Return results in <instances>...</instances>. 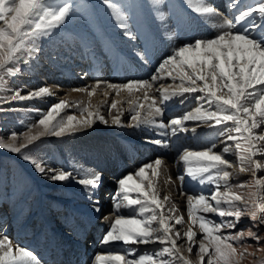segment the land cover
Segmentation results:
<instances>
[{
  "label": "snow or ice",
  "instance_id": "snow-or-ice-1",
  "mask_svg": "<svg viewBox=\"0 0 264 264\" xmlns=\"http://www.w3.org/2000/svg\"><path fill=\"white\" fill-rule=\"evenodd\" d=\"M102 3L120 36L133 43L134 54L145 64L161 44L169 45L155 72L149 79H131L125 83L97 79L92 85L73 88V92L86 94L87 102L58 100L40 112L39 119L26 126L27 131L0 137V150L19 155L52 182L73 180L88 194L93 211L100 214L102 207L97 190L103 180L102 172L77 166L74 174L73 170L53 168L48 158H38L30 153V148L42 138L75 135L98 121L108 125L109 118L102 112L105 106L111 124L124 126L123 103H127L130 113L128 126L157 129L156 135L161 138H146V142L160 148L172 147L171 139L180 133L199 136L198 129L206 126L213 137L222 138L219 148L214 139L207 137L198 144L199 150L177 147L176 165L183 167L176 180L180 182V195L186 196V230L177 227L186 223L184 214L171 196L162 194L158 188L161 176L166 177V184H175L165 171L163 158L158 156L116 181L112 214L102 216L108 229L101 243L121 242L125 250L97 254L95 264H242L247 256L254 255L249 251V241L261 245L256 251L264 252L261 234L264 176L258 175L264 170L261 159L264 158V0L246 4L242 0H228L227 17L209 0H181L179 6L171 0H102ZM75 7L72 0L58 3L0 0V90L6 78L14 79L21 73V64L27 65L37 58L40 41L61 28ZM145 12L148 25L141 23ZM198 28L207 29L211 35H193ZM181 32L187 38L174 44ZM97 39L102 40L105 54L115 52L112 38ZM79 45L85 55L93 52L88 37H81ZM169 78L179 83L167 87L161 84L154 89L157 81ZM102 87L106 99L93 105L92 97ZM22 91L12 90L8 101L55 95L47 86L30 90L26 95ZM122 92H127L128 97L112 98L108 102L112 93L120 97ZM187 96H194L196 108L167 123L158 121L169 102L180 98V103H184ZM69 108L77 109L80 115L61 116ZM187 122L194 124L189 127ZM229 155L235 156V162L227 158ZM242 173H250L252 180L231 183ZM186 177L200 185H211V190L195 195L185 193ZM245 187L250 189L247 194L236 191ZM122 209L133 210L135 214H121ZM209 214L217 216L219 222ZM245 216L250 225L233 232ZM181 240L184 243H178ZM149 243H158L161 247L143 254H138L133 247ZM194 247L196 260L190 258ZM0 264H40V261L33 251L13 245L5 235L0 237Z\"/></svg>",
  "mask_w": 264,
  "mask_h": 264
},
{
  "label": "rangeland",
  "instance_id": "rangeland-1",
  "mask_svg": "<svg viewBox=\"0 0 264 264\" xmlns=\"http://www.w3.org/2000/svg\"><path fill=\"white\" fill-rule=\"evenodd\" d=\"M223 1H224V5L222 4ZM226 1L227 0H209V2L212 3L213 5L214 4L223 5V7H219V8H221L220 10L224 12L225 10L229 11V9L227 8ZM53 2L58 3L59 0H53ZM171 2L173 3V0H171ZM72 3L76 5V7L74 8L72 15L68 18L67 22L61 28L57 29L50 37L40 41L39 44L40 51L37 55V58L31 60L27 65L21 64L20 66L22 68V71L14 79L6 78L5 86L2 90H0V101H2L0 102V108L4 109L3 111H0V137L6 138L11 132H16L19 134L24 131H27L26 126L35 123L39 119L40 112L46 111L51 104L58 102L59 95H57V93L59 92H56V94L52 96L53 100L48 104L46 109H43L41 107L43 98L24 100V101H14V102L8 101V98L12 95V90L23 89L21 94L26 95L28 91L37 89L42 86L41 85L42 82L40 80H42L43 78L46 79L50 78L47 77L46 73L48 71H53L54 68L53 65H51L48 62L47 56L49 55L53 56L54 53L60 52L61 50H59L58 47L67 45L70 41H72L71 44H73L72 48L74 49L75 46V49H77L78 47H80L79 45L80 38L84 36L88 37L89 40L92 41L93 43L94 42L98 43L100 39H97V37H104V30L102 28V26L104 25H107V29L108 30L110 29V32L116 34L119 33V30L117 29L115 23L113 22L112 19H110L111 17L109 15V11L106 8V6L102 3V0H72ZM242 3L244 4L253 3V0H242ZM177 4L179 6L181 4V0H176V5ZM166 10L167 9H165V11ZM144 14L147 13L145 12ZM227 16L229 15H226V17ZM145 21L144 22L141 21V23H148V20ZM69 28H73L72 30L76 31L77 33H75V35H73V33L71 34ZM192 34L193 35L195 34V36L211 35V33L204 28H198ZM68 36L70 37L67 38ZM185 37H187L186 34L181 32L178 34V39L174 40L173 43L174 44L179 43L180 41L185 40ZM56 41L60 42V44L57 46L54 45ZM138 43L139 42H137V44ZM128 45L130 47L132 46L131 50H127L128 53H131V56H129L128 53H124L125 58L128 59V61H130V65H134V60H137L136 59L137 56L134 54L133 51L134 45L130 41L127 42L126 47H129ZM123 46L124 45H122L120 48H123ZM50 47L54 48V50H51ZM168 48H169L168 44H161L158 50H156L152 55V58L147 63V66L144 62H142L141 64L139 63L140 64L139 66L142 67L143 70L140 69L141 71L139 70L140 72H137L132 77L128 76L127 80L121 77V80H113V83H125L131 79H149L150 76L155 72V68L157 66L153 64V62L158 64L159 59L163 58V56L167 53ZM102 50L100 49L99 51ZM54 57L57 56L54 55ZM102 57L103 56L99 58L101 59V63L99 64L100 67H103L105 65L104 63L106 62V60L103 59ZM85 70L87 69L84 68V71ZM124 72L125 71H123L122 73ZM147 73L148 75L146 76ZM76 74L79 76L81 75L79 71ZM141 75H144L143 78L140 77ZM97 79L112 82L111 80H109L110 78L105 76V74L96 78H93L92 76L89 75L84 76V80L87 81V83L89 84H91V82L95 83ZM77 82L79 83V81ZM178 83L179 81L173 82L169 78L166 81L165 80L162 82L157 81L156 84L154 85V88H159L161 84L167 87L169 85L175 86V84ZM65 86L66 85H64V87ZM76 86L77 85L75 86L67 85V87L69 88L71 87L75 88ZM122 93L120 97L117 98L115 97V98L121 99L127 96V94L126 95L124 94L126 92H122ZM60 95H61L60 97H62V95L64 96L66 95V93L62 92ZM156 95L158 96V93ZM108 102L110 103L111 99H109ZM197 106L198 103L195 100L194 96H187V98L184 99V103H180V98H175L173 101H171L168 104L166 110L167 115L164 117L163 121L164 123H167L170 119L174 118L175 116L183 115L184 112L191 111ZM11 109H14V111ZM74 114L79 115V112H75ZM104 115L106 116L107 114ZM129 121L130 118H128L126 121H123L124 126H118L119 128L122 129V131L121 130L119 132L114 131V135H120L118 136L120 137V139L117 140V142H114L113 145L116 146V144H118L119 148L117 147L118 148L117 150L118 151L121 150L124 153L129 151L127 149L129 148V146L126 145L127 140L125 141V139L123 138L132 137L133 139H137L136 141L139 140L138 142L140 143L146 142V138H151L147 136H135L128 133V130H130L128 129L129 127L128 125L130 123ZM110 123L111 121L109 122V124ZM187 123L189 127L193 126L194 124V122H187ZM110 132L112 133L113 131L110 129L109 133ZM198 132L200 133L199 136H193L191 133H180L176 137H173L171 139L170 143L172 144V147L169 148L170 155L168 158L167 157L165 158L164 156L162 157L164 158V162L166 164V165L164 164L165 166H169L171 164L175 166L174 171H171L170 175L172 179L175 181L176 186L175 185L172 186L174 188V191L171 192V187L168 188L170 184L165 183L166 178H163V176H161L160 178L164 179L165 187L162 184L161 187L160 185H158V187L163 188V190L159 188L162 194H169L170 196H172L171 200L177 204L181 213L184 214V219L186 222L184 225H186V227L188 226L186 196L180 195V191H181L180 182L176 180V177L179 174H181L183 167L182 164H180L179 166L176 165L177 156H178L177 147L189 146L193 150H199L198 144L201 143L205 137H207L208 139H214L219 148L221 146L220 140L222 139L219 137H213L212 133L208 130L206 126H202L200 129H198ZM106 133L107 135L109 134L108 132ZM112 136H110V138ZM53 137L54 136L42 138V140L39 143H37L35 146L30 148V153L37 156L38 158H44V157L48 158L49 163L53 168L73 170L74 174L77 166H80L84 170L89 169L93 171L96 170L102 172L103 180L100 188L97 190V195L100 199V203L103 196L105 197L104 200H106L105 202L106 204L103 205V207L106 206V214L111 215L114 204L113 196L117 191V183H115L112 189H110L109 192H106V194H104V187H103L104 184H107L110 178L114 179L116 182L118 179H120L123 176V174L126 175L129 172H135V170L128 172L125 169L126 168L125 165L122 170L120 166L114 167L113 169L111 167H110L111 169L104 167V168H100L99 170L97 169V167H95V164L93 165V161H92L93 159L92 157L90 158L91 155H89L85 149L84 150L82 149L84 147L82 148L79 147V144L81 143L79 138H76L71 135L62 138H57V137L53 138ZM152 139H156V138H152ZM177 143H180V145L177 146ZM137 151H140L138 147L134 149V152ZM144 152H145L144 150L140 151L141 154L143 153L142 155H145ZM124 153L120 155L121 157L118 156V158L119 159L125 158ZM111 154L110 157L113 155ZM157 157L158 156L153 157L151 161H153ZM227 158L235 162L234 155H229ZM261 159L262 161H264V158ZM89 161L92 162L90 163ZM114 161H117V157ZM128 161L130 160L128 159ZM140 161H142V159L141 160L140 158L137 159V163H140ZM123 162L127 163L125 161ZM144 163H149V160L142 161L138 167H140ZM117 174L119 175V177ZM258 175L264 176V170L259 172ZM251 180H252V176L250 173H242L238 177L233 178L231 183L236 184L240 182H250ZM210 190H211V185H207V184L200 185L190 180L187 177L185 178L183 191L187 194L195 195L201 192L208 193ZM236 191L247 194L250 191V189L245 187L243 189H236ZM251 191H255V189H251ZM133 196H135V194H133ZM86 200H88V194L84 191L82 186L75 183L73 180H69L64 183L52 182L39 175L34 170V167L30 163L24 161L19 155L12 154L8 151L0 150V212L2 211L0 213V216L1 215L2 217L4 216L2 218V222L0 223V237L5 236L6 234L10 239H12L15 235H17V237H19L20 240L13 241L12 239L11 241L13 245L20 246L18 242L19 241L24 242L25 241L24 239L25 238L27 239L29 237L32 240L31 242L34 244V242H36L37 239L40 240L43 237V235H44V241L46 240V242L47 241L50 242V240L52 239L51 237H55V236L57 240V236H58L59 240L63 239L66 242L68 241L69 245L77 244L78 242H75V239H78L79 237L75 236L77 235L76 233L80 232V230H82V228L85 227L84 222L87 223L88 221L89 223L91 221V219L94 217L93 214L95 213L94 211H93L94 213L92 211H89V209L93 210V208H91L93 207V204L92 202L87 204ZM121 214L133 215L135 214V212L130 209H122ZM75 215L78 217H76ZM209 215L210 218L217 220V222H219V218L217 216L213 214H209ZM93 221L94 222L97 221V224L96 226L90 225V232L92 234H88V235L86 234L87 236L86 239H88L86 240V243L92 241L89 239L92 238L91 236H93L94 233L96 234L98 233L97 235H99L100 237H98L95 246L96 249L99 251V254H106V252L108 253L115 251L123 252L125 250V247L122 245L121 242H112L107 245L102 244L101 243L102 236L107 231L108 225L107 224L101 225L102 232L100 231L98 232L97 230H95V228L96 229L99 228V224L101 223V221H103L102 217L100 218L96 217V219H94ZM69 222H72L73 224L71 225V228L68 227ZM10 223H11L10 226L11 228L9 227ZM249 225H250V221L248 217L245 216L241 219V221L237 225V229H234L232 231L235 232L238 229L247 228ZM8 227L10 228L11 232L13 231L12 237L9 234L10 231ZM196 230L198 231V229ZM54 234L56 235L54 236ZM261 234L264 235V230H262ZM69 239L70 241L73 240V242L72 243L69 242ZM197 239H199V234ZM56 240L55 241L53 240L51 242H56ZM178 243H184V241L181 240L178 241ZM248 243L251 244V248L249 249V251L254 252V255L247 256L242 261V264H264V252L256 251V249L259 248L261 245H257L253 241H249ZM24 247L34 252V250L31 248L30 245L28 247L27 246ZM133 247L136 249L138 254H143L146 252L153 253L156 250H158L161 246L158 243H149V244L133 245ZM73 248H77V246L71 247V250ZM195 253H196V248L194 247L193 253L190 254V258L192 260L197 259ZM39 255L40 254H37L36 256ZM89 257L90 260L85 261L83 264H95V261L93 259L94 258L93 254L88 256L87 259H89ZM39 261L40 264H42L43 258L40 257ZM56 263L57 260L52 259L51 262L47 264H56Z\"/></svg>",
  "mask_w": 264,
  "mask_h": 264
},
{
  "label": "bare ground",
  "instance_id": "bare-ground-1",
  "mask_svg": "<svg viewBox=\"0 0 264 264\" xmlns=\"http://www.w3.org/2000/svg\"><path fill=\"white\" fill-rule=\"evenodd\" d=\"M173 3L176 4V0H173ZM222 4L224 5V1L222 2ZM223 5L214 4V6L218 10H220L221 8H219V7H223ZM220 13L223 16L225 15V17H226V15H228L229 11L225 10V12L222 11ZM143 20L144 21L148 20V23H143L144 25L149 24V18L147 16V14H144L141 16V21L144 22ZM145 22H147V21H145ZM102 28L104 30V36H106V37L110 36V38H112L114 40V44H115V52L114 53L110 52L108 54H105L103 42H102V40H100L98 43L92 42L93 52L85 55V52L83 49H81V47H78L77 49H75V46H74V49H73L72 48L73 44H71L72 41L68 40L70 42L67 45L58 47L59 50H61L60 52L54 53L53 56L52 55L47 56L48 57L47 60L51 65H53L54 70L48 71L46 73L47 77H50V78L49 79L43 78L42 80H40L42 82L41 85L49 87L53 92H55V94H56V92H59V93H57V95H59V100L60 99H67L70 102H77V101L87 102L88 97L86 94L79 93V92H73L71 90L74 87H71V88L67 87V85H72V86L77 85L78 87H83L85 85L94 84L92 82H91V84L87 83V81L84 80V76L89 75V76H92L93 78H96L98 76L100 77L103 74V71L105 69V74H108L105 76L110 77L109 80H111L113 82V80H121V77H123L124 75H127L126 76L127 78H128V76L132 77L137 72H140L141 70H143L142 67L139 66L142 63V61L138 57L136 58L137 60H134V65H130V61H128V59L125 58L124 53H128L127 50L132 49V46L130 47L128 45L129 47H126L127 42H129V41L123 40V38L120 36V34L118 32H117L118 34L110 32V29L109 30L107 29V25L102 26ZM72 29L73 28H69L70 33L71 34L73 33V35H75V33H77V32L72 30ZM111 34H113L115 36H113ZM69 37L70 36H68L67 38H69ZM186 38L187 37H185V39ZM59 44H60V42H57V41L54 43V45H56V46ZM94 44H95V46H94ZM122 45H124L123 48H120ZM50 49L54 50V48H51V47H50ZM100 49L101 50L103 49V50L99 51ZM120 54H122V55H120ZM54 55L57 57H54ZM128 55L131 56V53H128ZM93 56H94V58H93ZM101 56H103L102 58L106 60V62L104 63L105 65L103 67H100V65H99L101 63V59H99ZM83 63H84V65H83ZM106 63H107V65H106ZM153 64L157 65L154 62H153ZM146 66H147V64H146ZM152 66H154V65H152ZM84 68H86L87 70L84 71ZM108 68L110 69V73L108 72ZM148 68H149V66H148ZM78 71L81 74L80 76L81 77L83 76V78H81L79 75L76 74ZM123 71H125V72L122 73ZM84 74H87V75H84ZM139 74H141V73H139ZM147 75H148V73L146 74V76ZM143 76L144 75H141L140 77L143 78ZM127 78H126V80H127ZM164 80L166 81L168 79H162L159 82H162ZM77 81H79V83ZM57 85H59L60 87L57 88ZM64 85H66V86L64 87ZM103 91H104L103 88L98 89L96 95L92 97L93 105L99 104L101 101L106 99L102 94ZM62 92L66 93V95H64V96L62 95V97H60L61 96L60 94ZM124 94L125 95L127 94V96L125 97V98H127L128 93L126 92ZM137 95L138 96L142 95V93H137ZM122 96H123V93H122ZM82 97H83V99H82ZM112 98H115L114 93H112L110 95V97H108L107 99L109 100ZM52 100H53L52 96L43 98V101L41 103V107L43 109H46L48 104ZM117 100H121V99L118 98ZM122 107L125 109L124 114L122 116V121H126L128 118H130V113L127 111V109H128L127 103H123ZM75 112H79V111L75 108H69V109H66L65 112L61 113V116L73 115ZM102 112H103V114H107L106 116L108 117L107 106H105L102 109ZM74 115H77V114H74ZM79 115H80V113H79ZM79 115H77V116H79ZM166 115L167 114L165 111V113L162 117L157 118L158 121L160 119L163 120ZM110 121L111 120L109 117V122ZM118 128H119L118 126L112 125L111 123L109 125H105V124L98 121L91 128H89L85 131L77 132L75 135H71V136L79 138V140L81 142L79 144V147H81V148L84 147L82 149L83 150L85 149L86 152L89 155H91L90 158L92 157V159H93L92 160L93 165L95 164V167H97V169H99V170H100V168H104V167L105 168L111 167L113 169L114 167H117V166H120L121 170H122L124 168V165H125L126 171L129 172V171H133V170H136L137 168H139L138 166L140 165V163L142 161H148L149 160V162H150L151 159L155 156H161V157L164 156L165 158L169 157V155H170L169 148L168 149L160 148L156 145H153L151 143H146V142L140 143V142H138L139 140L136 141L137 139H133L132 137L123 138V139H125V141L127 140L126 145L129 146V148H127L129 151L126 153H124L121 150L118 151L117 150L119 148L118 144H116V146L113 145L114 142H117V140L120 139V137H118L120 135H114V131H118V132L120 130L122 131L121 128H119V129ZM110 129L113 131L112 133L111 132L109 133ZM128 129H130V130H128V133L135 135V136H147V137H151V139L152 138H161V137L156 135V132L158 130L151 128L149 126H141V127H130L129 126ZM106 132H108L109 134L107 135ZM110 136H112V137L110 138ZM53 138H55V137H53ZM179 145H180V143H177V146H179ZM76 147H78V146H76ZM136 147H138V149L140 151L144 150L145 155H142L143 153L141 154L140 151L134 152V149ZM82 149H81V151H82ZM122 153L125 154V158L119 159L118 156H120ZM110 154L112 155L111 157H110ZM116 157H117V161H114L116 159ZM139 158H140V160L142 159V161H140V163H137V159H139ZM128 159L130 161H128ZM163 160H164V158H163ZM92 161H89V162L91 163ZM123 161H125L127 163H124ZM144 164H146V163H144ZM164 164H165V162H164ZM174 167L175 166L172 164L169 166H165L166 173L168 175H170L171 171H174ZM93 168H94V166H93ZM123 176H124V174H123ZM118 177H119V175H118ZM163 178H166V177L163 176ZM163 178H160V182H159L160 187H161V184L164 186V179ZM115 183H116L115 180L110 178L109 182L107 184H104V186H103L104 187V194H106V192H109V190L112 189V187L114 186ZM175 184H170V186H168V188L171 187V192L174 191V188L172 186H174ZM160 187H158V188H160ZM160 189L163 190V188H160ZM104 199H105V197L103 196L102 200H104ZM81 200H83V199H81ZM102 200L100 203V205L102 207V212L100 214L94 213L92 209L91 210L89 209V211H92L94 213L93 214L94 217L91 219V221L89 223H88V221H87V223L84 222L85 227H83L82 230H80V232L76 233L77 235H75V236L79 237L78 239H75L78 242L77 245L76 244L69 245L68 241L66 242L63 239L59 240L58 236H57V240H56V238H55L56 234H54L55 237H51L52 239L50 240V242L49 241L46 242V240L44 241V235H43V237L40 240H38L40 243L34 244V246H36L34 248L36 249L37 253H40V255H41L40 257L43 258L42 264L50 263L52 259L57 260L56 264H83L84 258H86V257L88 258V256H90L91 254H93V257H95L97 254H99V251L96 249V246H95L96 241L98 240V237H100L99 235H97L98 233L97 234L94 233L93 236H91L92 238L90 237L91 239H89L92 241H90L88 243H86V240H88V239H86L85 243H84L82 237L85 234H92L90 232V225L96 226L97 221H95V222L93 221L94 219H96V217L100 218L103 215H108V214H106V206L103 207V205L106 204L105 203L106 200H104V201H102ZM86 201H87V204L91 202L89 199ZM91 208H93V207H91ZM3 217H2V215L0 216V223L2 222ZM76 217H78V216H76ZM104 224L106 225V223L101 221V223L99 224V228H97V229L95 228V230H97L98 232L99 231L102 232L101 231V225H104ZM71 225H73L72 222H69L68 227L71 228ZM10 226H11V223H10L9 227ZM9 227H8V229L10 231L11 227L10 228ZM177 227L181 231H184L187 228L186 225H182V226L178 225ZM194 230H196V229H194ZM49 231H51V230H49ZM12 232L10 231V233H9L11 235V237H12ZM12 239H13V241L14 240L15 241L20 240L19 237H17V235H15ZM24 240H25V242H20V241L18 242L20 244V246L24 247L26 245H29L30 241H32L30 237L27 239L25 238ZM53 240L54 241L56 240V242H51ZM69 242L72 243L73 240L70 241V239H69ZM79 243H81V244H79ZM74 246L75 247L77 246V248L72 249L75 252L71 250V247H74ZM105 250H106V248H105ZM109 251H112V250H109ZM65 252H67L68 254ZM38 259H40V258L38 257ZM89 260H90V257H89Z\"/></svg>",
  "mask_w": 264,
  "mask_h": 264
}]
</instances>
